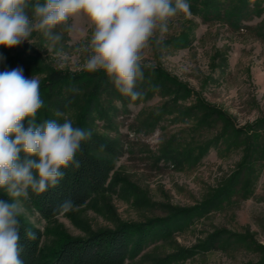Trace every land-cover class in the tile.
Wrapping results in <instances>:
<instances>
[{
	"label": "rangeland",
	"instance_id": "1",
	"mask_svg": "<svg viewBox=\"0 0 264 264\" xmlns=\"http://www.w3.org/2000/svg\"><path fill=\"white\" fill-rule=\"evenodd\" d=\"M261 7V15L243 23L248 28L206 22L179 10L157 23L141 50L140 66L158 68L174 89H181V95L156 93L129 103L113 129L103 120L89 129L123 143L117 157L96 153L113 162L116 191L46 220L26 206L23 197L13 201L0 189L18 204L24 222L43 231V259L67 238L198 207L230 187V194L217 207L170 237L149 241L138 257L125 264H156L185 249L193 251L169 264H264V154H260L264 148V0ZM160 23H166V32H161ZM52 31L60 35L59 41L34 30L20 45L0 46V72L22 67L25 77L39 80L43 104L34 118L37 123L69 120L73 127L82 128L91 87L73 109L57 116L47 107L45 83L52 72L83 79L103 72H88L84 67L92 54L94 25L80 13ZM169 99L174 101L166 106ZM238 131L243 142L235 144L233 133ZM217 137L218 143L212 144ZM169 148L179 153L175 163L165 157ZM254 153L257 157L251 159ZM219 231L222 240L206 247Z\"/></svg>",
	"mask_w": 264,
	"mask_h": 264
},
{
	"label": "clouds",
	"instance_id": "2",
	"mask_svg": "<svg viewBox=\"0 0 264 264\" xmlns=\"http://www.w3.org/2000/svg\"><path fill=\"white\" fill-rule=\"evenodd\" d=\"M28 7L29 0H0V46L20 45L34 30L59 41L60 35L52 30L84 13L94 25L85 69L102 70L121 94L135 100L141 95L134 91L137 78H143L141 50L158 22L178 10L187 12L189 6L186 0H175V6L172 0H45L31 6V17ZM159 26L161 32L167 31L166 23ZM39 88V80L25 77L22 67L0 72V189L13 201L29 199V189L39 195L55 187L63 178L61 169L69 164L79 167L76 153L91 137L69 120L37 123L34 118L43 104ZM72 206L65 200L58 207L67 211ZM18 212L17 203L0 200V264H23ZM25 235L36 238L31 230Z\"/></svg>",
	"mask_w": 264,
	"mask_h": 264
},
{
	"label": "trees",
	"instance_id": "3",
	"mask_svg": "<svg viewBox=\"0 0 264 264\" xmlns=\"http://www.w3.org/2000/svg\"><path fill=\"white\" fill-rule=\"evenodd\" d=\"M36 3L44 4L45 0H29L27 9L29 13H32L31 6ZM186 3L189 6L188 11L182 12L197 14L206 22L220 21L235 28H248L249 25L243 23L263 12L262 0H186ZM140 68L143 78H137L134 91L141 95L135 100L121 94L115 87L113 79L103 72L92 73L90 78L84 79L81 75L51 73L50 80L45 83V94L48 98L47 107L54 114L57 111L64 114L73 109L83 93L91 87L89 101L80 124L81 129L91 133V137L81 142V150L76 153L75 160L79 161L78 168L69 164L67 168L61 169L64 175L55 187H49L46 192L39 195L29 189L30 198L23 197L25 205L35 208L42 218L52 220L66 212L58 207L65 200L73 202L72 208L69 209L72 210L86 205L104 193L116 191L117 186L112 182L113 162L108 157H101L96 153L117 157L122 154L123 143L119 139L101 137L89 131L90 127L97 121L103 120L106 127L113 129L117 116L128 111L129 103L142 102L156 93L174 96L181 91L180 88L174 89L169 79L158 68L149 66H140ZM170 101L174 100L169 99L166 106L171 103ZM233 135L235 144L243 142L240 131ZM218 140L219 137L211 143L217 144ZM172 149L175 148L167 149L165 157L175 163L178 161L179 153ZM260 154H264V148ZM255 157H257L255 153L251 155V159ZM22 158H24L23 154ZM249 158L250 152L246 155V159ZM242 174L243 171L240 170L239 176ZM230 192L231 188L227 187L198 207L179 209L162 218L124 223L113 229L107 228L93 232L87 237L67 238L44 259L41 248L43 231L33 224L24 222L18 215L17 219L21 225L19 244L23 248L20 258L23 264H125L127 260L138 257L149 241L168 238L175 230L184 229L193 218L217 207ZM0 200L11 202L2 191H0ZM27 230L35 232L36 238L28 239L25 235ZM222 238L221 231L214 233L206 247L217 245ZM191 251L193 250L176 251L156 264H169L177 256L191 253Z\"/></svg>",
	"mask_w": 264,
	"mask_h": 264
}]
</instances>
